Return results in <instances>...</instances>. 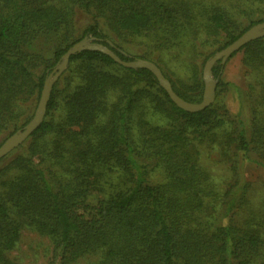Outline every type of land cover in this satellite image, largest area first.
I'll return each instance as SVG.
<instances>
[{"label":"trees","instance_id":"16d2710c","mask_svg":"<svg viewBox=\"0 0 264 264\" xmlns=\"http://www.w3.org/2000/svg\"><path fill=\"white\" fill-rule=\"evenodd\" d=\"M261 22L264 0H0V145L84 37L154 62L200 102L207 61ZM238 52L244 83L218 60L216 99L195 112L149 68L73 54L42 122L0 159V264H20L26 232L48 239L44 264H264V36Z\"/></svg>","mask_w":264,"mask_h":264},{"label":"water","instance_id":"95a60500","mask_svg":"<svg viewBox=\"0 0 264 264\" xmlns=\"http://www.w3.org/2000/svg\"><path fill=\"white\" fill-rule=\"evenodd\" d=\"M264 36V22L257 23L250 27L246 32H244L238 39L233 43L228 45L226 48L218 51L214 56H212L206 63L203 72V78L205 81V89L203 99L200 102H190L182 98L174 90L171 82L165 77L161 69L152 61L147 59H135L131 61L122 60L111 48L97 43L94 41V37H84L78 42L74 43L65 52L62 59L58 62L52 72L47 76L45 84L42 90L40 101L38 107L35 111L33 118L22 128L18 129L15 133L10 135L1 145H0V159L8 155L14 149L19 147L28 137L34 132V130L39 126L45 116V111L47 108V103L51 95V91L54 83L67 68L69 64L70 57L78 52L86 49H97L109 54L115 61L121 63L124 66L138 68L146 67L154 72L158 78L160 84L166 89L171 99L181 108L195 112L200 111L209 105H211L216 99V79L212 73V66L218 60H221L223 64L231 57V55L238 51L248 42L255 40L257 38Z\"/></svg>","mask_w":264,"mask_h":264},{"label":"rangeland","instance_id":"374dc122","mask_svg":"<svg viewBox=\"0 0 264 264\" xmlns=\"http://www.w3.org/2000/svg\"><path fill=\"white\" fill-rule=\"evenodd\" d=\"M76 18H77L78 26L81 29L90 22L89 21L90 18L81 12L77 13ZM115 37L116 39L120 40L119 37L117 36ZM141 40L142 38H133L131 36H128L125 37L122 41L124 43V47H126L128 51L136 54H142L145 50L144 46L146 44ZM242 72H243L242 52H238L233 57L229 58L226 63L225 79L230 82H236L237 84H243L244 76ZM182 78H186V77L182 74ZM227 104L232 112L234 113L238 112L239 110L238 102L232 93L228 94ZM1 139L2 138H0V141ZM252 174L254 175L258 174V171L252 169ZM47 247H48L47 238L40 237L34 233L26 232L21 239L18 249L13 251L12 255L16 257V259L20 264H44L47 259V253H46ZM91 259L92 258L84 259V261L85 263H87Z\"/></svg>","mask_w":264,"mask_h":264}]
</instances>
